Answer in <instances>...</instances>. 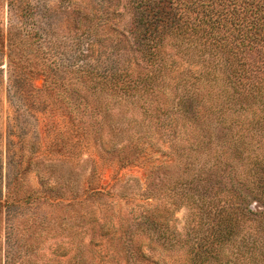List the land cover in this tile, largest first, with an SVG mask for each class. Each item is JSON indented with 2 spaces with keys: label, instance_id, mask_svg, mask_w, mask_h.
<instances>
[{
  "label": "rangeland",
  "instance_id": "obj_1",
  "mask_svg": "<svg viewBox=\"0 0 264 264\" xmlns=\"http://www.w3.org/2000/svg\"><path fill=\"white\" fill-rule=\"evenodd\" d=\"M112 1L0 0V264H187L223 214L236 227L231 242L216 241L228 253L221 264H250L236 259L245 242L264 262V161L247 142L259 128L252 103L237 93L204 108L182 85L154 76L147 96L100 90L94 73L132 40L128 14L111 10L125 0ZM89 11L93 25L114 20L119 28L86 36L79 18ZM182 50L180 70L210 59ZM236 113L245 122L233 138ZM231 166L235 181L220 174ZM224 186H242L243 198L219 199ZM186 201L200 221L190 235Z\"/></svg>",
  "mask_w": 264,
  "mask_h": 264
},
{
  "label": "trees",
  "instance_id": "obj_2",
  "mask_svg": "<svg viewBox=\"0 0 264 264\" xmlns=\"http://www.w3.org/2000/svg\"><path fill=\"white\" fill-rule=\"evenodd\" d=\"M116 2L117 0H113L112 4ZM122 5H116L111 10L121 9V14H128L124 25L132 40L129 44L120 45V54L113 66L94 73L96 82L102 85L100 90L107 87L110 92L132 90L134 94L144 93L146 90L147 96L151 91L150 79L154 76L157 81L167 80L172 83L174 90L182 85L187 89L185 91L195 98L197 104L200 103L209 109H215L223 105L222 102H227L231 96L239 94L244 101L248 99L250 104L252 103L250 109L259 128L254 142H247L254 144L252 149L259 153L257 158L262 163L264 148H258L264 147V98L260 99L264 86V0H125ZM79 21L80 26L85 22L83 33L89 37L97 32L108 34L119 28L114 20L102 25H93L91 11L81 16ZM120 42L119 40V44ZM183 43L192 47L198 57L208 53L210 59H205L204 69L194 72H187L186 68L180 70L181 64L188 62L182 50ZM79 53L82 55L83 50ZM215 58L216 65L212 63ZM195 60L199 65L198 60ZM133 70L138 72L135 78L131 77V74L135 73ZM77 71L82 75L87 74L86 69L80 67ZM215 71L221 73L218 77L220 79L215 82L216 85L210 82L211 78H215L212 76ZM142 73L145 75H141ZM57 77H54V84L62 83L61 78ZM200 79L207 82H198ZM49 84H52V81H49ZM125 86L128 87L127 90ZM226 114L223 112V117H219L224 121ZM232 119L235 128L230 133L233 138H237L241 135L240 130L244 126L245 118L242 113H236ZM195 145L193 142L190 144L192 151ZM262 165L264 166V162ZM262 169L258 178L262 183L260 186L264 184V167ZM223 171L224 169L221 170ZM221 172L225 179H237L234 166L227 167L224 173ZM241 188L242 186H224L216 195L227 203L231 200L238 201V198H243ZM185 205L191 216L190 226L186 228V233L190 235L197 230L199 215L194 204L186 201ZM143 210L145 217L152 215L153 209L148 204L143 205ZM219 217L207 231L203 239L204 244L202 245V242L198 247H191L187 264H221L228 257L226 247L216 245V241L231 242L236 226L233 221L227 220L224 214ZM163 224L166 225L167 221ZM129 242L133 250L140 245L132 239ZM237 253L236 259H248L250 264H264L256 255V245L252 243L241 244Z\"/></svg>",
  "mask_w": 264,
  "mask_h": 264
}]
</instances>
